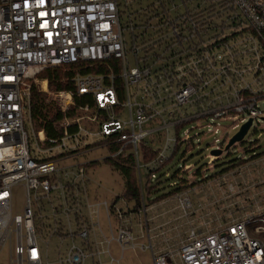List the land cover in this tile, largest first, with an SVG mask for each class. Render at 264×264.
<instances>
[{"label": "built area", "instance_id": "2783aa9c", "mask_svg": "<svg viewBox=\"0 0 264 264\" xmlns=\"http://www.w3.org/2000/svg\"><path fill=\"white\" fill-rule=\"evenodd\" d=\"M192 1L0 0V252L8 245L11 264H86L89 257L102 264L112 242L135 247L132 219L147 208L100 195L91 177L99 162L80 160L86 155L118 146L107 158L115 159L131 146L141 180L178 147L187 146L186 156L200 135L191 136L195 129L222 134L214 143L223 150L228 130L264 121V0H215L225 7L215 17L199 9L207 3L189 8ZM229 16L238 23L231 33L213 26L214 19L227 26ZM103 65L106 72H90ZM48 71L51 78L41 77ZM34 91L61 111L58 136L35 128ZM144 141L157 151L146 165ZM18 184L26 190L21 212L12 202ZM258 220L264 224V216ZM251 222L193 232L179 249L153 254L154 264H264Z\"/></svg>", "mask_w": 264, "mask_h": 264}, {"label": "rangeland", "instance_id": "374dc122", "mask_svg": "<svg viewBox=\"0 0 264 264\" xmlns=\"http://www.w3.org/2000/svg\"><path fill=\"white\" fill-rule=\"evenodd\" d=\"M206 3V6L199 8L202 11L210 6L209 0H193L189 3V8L194 9ZM206 12L207 10L204 13ZM226 32L231 33V29H226ZM212 34L214 35L216 32L214 31ZM46 103L56 106L48 94ZM259 105L264 110V98L259 100ZM221 125L230 126L232 123L223 122ZM189 127L190 125H187L182 131L188 130ZM25 129L32 138L34 136L33 125L29 120L25 122ZM228 132L230 140L238 131L230 129ZM197 134L200 135L194 139L193 149L185 156L187 146L183 145L174 161L165 169L171 177L175 174L177 177L164 178L168 181H164L161 185L165 187L162 192L170 191L172 188L169 186L173 182L183 179L182 183L188 184V189L180 196L179 203L177 202L178 198L167 197L162 200L164 202L160 201L161 203L153 207L159 209V216L150 218L151 212L147 208L141 217H135L137 221L133 227V235L137 238V242L149 245L150 238L156 251L172 247L179 249L178 246L181 242L193 232L203 234L208 229L222 230L233 221L244 220L251 216L254 217V222L248 225L247 230L251 236L264 243V232L262 234L255 232L257 226L264 227V224L258 220L264 216V156L224 172L223 176L220 174L228 167L230 161L244 157L248 159L254 154L264 153V121L260 124L255 122L248 131L243 144H237L230 151L224 152L221 160L215 156L216 162L213 164L210 163L209 155L217 149L214 142L217 138H221L222 134L207 133L205 128L195 129L191 136ZM249 148L250 151L245 152V149L249 150ZM188 149L190 148L188 147ZM112 152V149L100 148L86 155V158L80 159L87 162H99L95 164L96 169L91 173V177L100 185L98 186L100 195L108 197V199L114 195H123L126 186L122 175L105 162ZM139 152H141L140 148ZM184 165L193 168L184 173L180 171ZM197 171L201 173L197 174ZM184 199L189 202L187 205L184 204ZM12 202L14 211L21 212L23 210L26 204V190L22 184L12 188ZM133 204L131 202V205ZM163 205H165V209H162ZM111 249L115 258L122 257L121 264H154L151 250L127 249L122 256L117 243H114ZM55 252H57L56 244L52 242L49 247L48 262L56 261ZM93 262L92 259H89L87 264H93ZM0 264H11L8 245L0 252Z\"/></svg>", "mask_w": 264, "mask_h": 264}, {"label": "trees", "instance_id": "16d2710c", "mask_svg": "<svg viewBox=\"0 0 264 264\" xmlns=\"http://www.w3.org/2000/svg\"><path fill=\"white\" fill-rule=\"evenodd\" d=\"M210 1V6L206 7L202 12H205L207 10V14L211 15L212 17H215L217 15H220L222 13V7L225 8L224 6L219 4H216L214 1L215 0H209ZM200 11V13H202ZM218 19L221 18V16L217 17ZM229 21L230 24H227V26L224 25H219V21L214 19L213 26L218 27L221 29H228L232 28L234 26H238L237 22L235 19L232 18L230 20V16L226 17ZM221 22L224 23V18H221ZM106 65L103 66H98L97 68H93L90 72L95 73V74H100L106 72ZM41 77H50L51 78V71L44 72ZM70 85V84H69ZM51 89H65V88H73L72 86L66 87L62 84H50ZM79 101V100H77ZM83 102L85 101H92L91 97H87L86 99L82 100ZM32 115H33V123L34 126L37 130H45L47 133V136L49 138L56 137L59 135V131L57 129L59 128V122L61 119V111L55 106L52 105L51 103H46V95L38 93L37 91L33 92L32 95ZM243 144V143H240ZM140 151V159H141V164L146 165L150 163L151 161L154 160V158L157 155V151L153 149V147H150L147 141L142 142L139 145ZM113 151L118 150V146H115L112 148ZM178 151H180V147L177 148L175 154L173 157H171L164 166H162L159 169H145L142 172V179H139L138 176V168H137V162L135 158V154L132 151V147L130 146L128 148V152L124 155H120L115 159H107L105 162L110 164L112 167H114L124 178L125 180V189H124V194L123 196L131 203H134L132 207L134 209H139L142 207L144 204L146 208L149 206L158 203L162 200H164L167 197H172L180 192L186 191L188 189V184L182 183L183 179H180V181H175L174 186H169L172 188L170 191H165V187H162L161 185L163 184L165 180L164 178L166 177V168L174 161L175 156L177 155ZM250 151L248 149H245V152ZM260 156H264V153L262 154H254L250 158L245 159H235L233 161H230L228 163V167L223 170L222 173L228 172L232 169L238 168L246 164L248 161L256 159ZM221 160V157L220 159ZM218 160V161H219ZM216 162V161H215ZM200 171H197V174H200ZM152 174H156L155 178H152ZM217 174V175H220ZM177 175H173L170 178H175ZM185 181H187L184 178Z\"/></svg>", "mask_w": 264, "mask_h": 264}, {"label": "crops", "instance_id": "0c3cea01", "mask_svg": "<svg viewBox=\"0 0 264 264\" xmlns=\"http://www.w3.org/2000/svg\"><path fill=\"white\" fill-rule=\"evenodd\" d=\"M224 174V173H223ZM223 174H222V176H223ZM225 175V174H224ZM212 188V187H211ZM214 190V189H213ZM183 192H185V191H183ZM183 192H180V193H178V194H176V195H174V196H172V197H174L175 199H177L178 198V200H177V202L179 203V201L181 200V199H179L180 198V196H182L183 195ZM162 202H164V201H162ZM158 203H161V202H158ZM158 203H155V204H153V205H151V206H149L148 207V210L151 212L150 213V218H154V217H156V216H159V214H158V212H159V209H156V208H153V207H155ZM162 209H165V205H163V208ZM135 217H137L136 215H134L133 216V219H132V223H131V227H132V230H131V232H132V234H133V227H134V224H135V221H137V220H135ZM140 223V222H139ZM133 237H134V235H133ZM189 237V236H188ZM134 239H135V247L133 248V247H129V246H127L126 248H124V250H122V248L120 247V249L119 250H121V252H122V256H123V254H124V252L127 250V249H132V250H136V249H140V250H142V251H146V250H151V252H152V257H153V254H155V253H159V252H162V251H166V250H177L175 247H172V248H165V249H161V250H155V247H154V245L152 244V240L149 238V240H150V244L149 245H146V244H141V243H138L137 242V238L136 237H134ZM187 239H184L182 242H181V244H180V246L186 241ZM114 243H117V242H112L111 243V245H110V257L109 256H103L102 257V259H101V262H102V264H121V259H122V257L121 258H119V259H117V258H115L114 257V255H113V252H112V245L114 244ZM118 244V243H117ZM119 245V244H118ZM120 246V245H119ZM180 246H178V247H180ZM177 247V248H178ZM57 254V253H56ZM57 258V257H56ZM55 258V259H56ZM89 259H92L94 262H93V264H97V259L95 258V257H89L88 259H87V261H86V264H87V262H88V260ZM111 259H113V262H111ZM153 262H154V260H153ZM54 263V262H53Z\"/></svg>", "mask_w": 264, "mask_h": 264}, {"label": "water", "instance_id": "95a60500", "mask_svg": "<svg viewBox=\"0 0 264 264\" xmlns=\"http://www.w3.org/2000/svg\"><path fill=\"white\" fill-rule=\"evenodd\" d=\"M252 123H253V119H249L245 124H243L241 126L239 131L229 140L225 149H223V150L216 149V150L212 151V154L214 156H217L218 158H220L224 152H228L237 144L242 143L244 141L246 135L248 134V131L250 130V128L252 126Z\"/></svg>", "mask_w": 264, "mask_h": 264}, {"label": "bare ground", "instance_id": "6f19581e", "mask_svg": "<svg viewBox=\"0 0 264 264\" xmlns=\"http://www.w3.org/2000/svg\"><path fill=\"white\" fill-rule=\"evenodd\" d=\"M42 83H43L44 89H46V82L43 81Z\"/></svg>", "mask_w": 264, "mask_h": 264}]
</instances>
